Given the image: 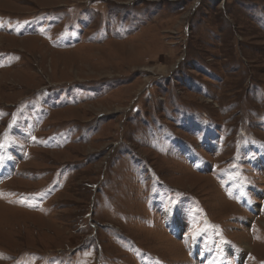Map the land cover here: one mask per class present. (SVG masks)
I'll use <instances>...</instances> for the list:
<instances>
[{"label": "rangeland", "instance_id": "rangeland-1", "mask_svg": "<svg viewBox=\"0 0 264 264\" xmlns=\"http://www.w3.org/2000/svg\"><path fill=\"white\" fill-rule=\"evenodd\" d=\"M0 264H264V0H0Z\"/></svg>", "mask_w": 264, "mask_h": 264}, {"label": "snow or ice", "instance_id": "snow-or-ice-1", "mask_svg": "<svg viewBox=\"0 0 264 264\" xmlns=\"http://www.w3.org/2000/svg\"><path fill=\"white\" fill-rule=\"evenodd\" d=\"M0 147H2V145H0Z\"/></svg>", "mask_w": 264, "mask_h": 264}]
</instances>
